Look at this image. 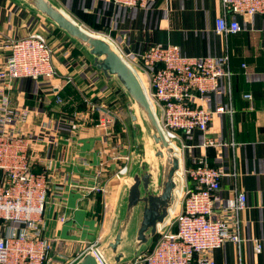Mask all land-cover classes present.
Wrapping results in <instances>:
<instances>
[{"label":"crops","instance_id":"1","mask_svg":"<svg viewBox=\"0 0 264 264\" xmlns=\"http://www.w3.org/2000/svg\"><path fill=\"white\" fill-rule=\"evenodd\" d=\"M53 1L79 24L112 37L127 53L175 44L191 57L229 55L232 95L222 84L207 104L212 109L234 107L233 121L228 114H218L208 131L223 145L203 147L205 135L199 130L187 140L195 146V157L207 155L210 163L237 173L224 177L220 204L232 200L236 189L248 199L242 213L241 249L227 242L214 251L215 264H264V245L261 252L255 251L256 241L264 238V16L236 15L241 30L227 36L216 31V21L223 14L221 0H157L145 8H128L113 0ZM34 32L47 36L58 73L53 78L16 81L12 103L30 109L24 124L28 153L35 171H47L50 184L44 235L53 243L52 264H66L99 238L103 243L111 236L129 177L116 173L126 163L121 157L135 153L136 144L128 96L93 66L85 48L28 6L0 0V41ZM6 56L0 49V67ZM248 93L251 99L245 97ZM86 99L97 105L95 110ZM102 104L121 115L122 121L110 134L97 125ZM102 164L105 173L100 181L108 185L107 195L84 196L82 187L97 182ZM61 216L66 217L64 222Z\"/></svg>","mask_w":264,"mask_h":264},{"label":"built area","instance_id":"2","mask_svg":"<svg viewBox=\"0 0 264 264\" xmlns=\"http://www.w3.org/2000/svg\"><path fill=\"white\" fill-rule=\"evenodd\" d=\"M113 1L128 8H145L157 0ZM221 1L223 14L216 21L218 33L228 36L239 32L241 25L236 15L264 16V0ZM105 37L142 79L160 125L181 161L182 187L175 209L160 226L153 247L126 264H215L214 251L227 242L241 249L244 242L242 213L248 199L244 192L236 189L232 200L220 204L224 177H236L237 173L210 163L207 155L195 157V146L187 139L199 130L205 135L203 147L223 145L208 136V131L218 114H228L233 121L234 107L230 104L212 109L207 104L222 84L232 95L234 72L229 65L230 57L228 54L191 57L184 55L175 44L151 45L139 53H127L112 37ZM0 49L7 53L0 67V264H52L53 243L44 235L49 179L47 171H35L28 153L30 141L24 134V124L31 112L29 108L13 105L12 89L20 79L55 77L58 72L54 49L47 36L39 32L1 40ZM245 97L253 96L248 93ZM86 101L92 110L96 109V104ZM99 107L97 125L110 134L116 123L122 121L120 112L107 104ZM134 154L121 157L126 163L116 176L129 175ZM104 173L102 164L97 170V182L82 187L84 196L107 195L108 185L100 181ZM65 220L66 217L61 216V221ZM101 240L91 243L66 264H75L87 251L99 246ZM263 245L264 238L256 241L255 251L261 252Z\"/></svg>","mask_w":264,"mask_h":264},{"label":"water","instance_id":"3","mask_svg":"<svg viewBox=\"0 0 264 264\" xmlns=\"http://www.w3.org/2000/svg\"><path fill=\"white\" fill-rule=\"evenodd\" d=\"M65 32L93 58V66L129 98L136 144L111 236L75 264H121L147 251L171 216L182 187L180 158L162 129L145 85L116 47L69 16L53 0H17Z\"/></svg>","mask_w":264,"mask_h":264},{"label":"trees","instance_id":"4","mask_svg":"<svg viewBox=\"0 0 264 264\" xmlns=\"http://www.w3.org/2000/svg\"><path fill=\"white\" fill-rule=\"evenodd\" d=\"M94 28H95V29H101V27H99L98 25H95ZM157 238H158V235L156 236L155 240H157Z\"/></svg>","mask_w":264,"mask_h":264},{"label":"bare ground","instance_id":"5","mask_svg":"<svg viewBox=\"0 0 264 264\" xmlns=\"http://www.w3.org/2000/svg\"><path fill=\"white\" fill-rule=\"evenodd\" d=\"M93 33H95V34H99V35H101V36H103L104 37V35H102V34H100V33H97V32H94V31H92ZM173 211V210H172ZM171 211V212H172Z\"/></svg>","mask_w":264,"mask_h":264},{"label":"rangeland","instance_id":"6","mask_svg":"<svg viewBox=\"0 0 264 264\" xmlns=\"http://www.w3.org/2000/svg\"><path fill=\"white\" fill-rule=\"evenodd\" d=\"M134 158H135V154H134V157L132 158V161L134 160ZM174 215H175V213H174Z\"/></svg>","mask_w":264,"mask_h":264}]
</instances>
